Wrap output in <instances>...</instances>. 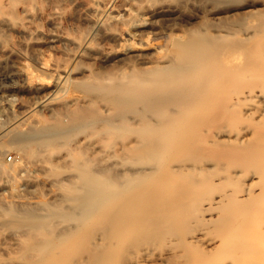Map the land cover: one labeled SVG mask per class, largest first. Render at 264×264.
Instances as JSON below:
<instances>
[{"label":"bare ground","instance_id":"1","mask_svg":"<svg viewBox=\"0 0 264 264\" xmlns=\"http://www.w3.org/2000/svg\"><path fill=\"white\" fill-rule=\"evenodd\" d=\"M241 2L0 0L40 94L0 126V264H264V11L191 12Z\"/></svg>","mask_w":264,"mask_h":264},{"label":"rangeland","instance_id":"2","mask_svg":"<svg viewBox=\"0 0 264 264\" xmlns=\"http://www.w3.org/2000/svg\"><path fill=\"white\" fill-rule=\"evenodd\" d=\"M234 8L235 9H232L231 11H223L221 13L212 14L209 13V10L206 9V6H202L201 8H192L191 12L194 18H209L216 21L222 18L223 21L224 19L236 18L239 15L252 11H264V0H243V2L240 4L235 5ZM3 31L4 30L0 28V42H3L1 39ZM1 54L2 53H0V105L2 109L0 110V126L9 125L10 120L14 115V111L17 112L18 104L21 103V101H29L40 95L35 94L34 96L16 89L20 84L23 83V79L17 75L11 74V61L8 59L6 60V58H4ZM2 58H4V60ZM8 149L9 150H7L4 155L2 154L0 156V159L4 160V162L11 164L22 158L20 156V152H18L16 148L10 147ZM0 191L2 193L5 192V190Z\"/></svg>","mask_w":264,"mask_h":264}]
</instances>
